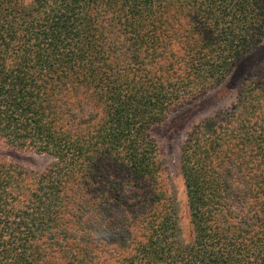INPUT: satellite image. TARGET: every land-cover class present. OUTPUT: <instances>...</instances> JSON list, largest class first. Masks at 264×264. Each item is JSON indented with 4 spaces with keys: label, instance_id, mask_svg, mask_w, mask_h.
Masks as SVG:
<instances>
[{
    "label": "trees",
    "instance_id": "trees-1",
    "mask_svg": "<svg viewBox=\"0 0 264 264\" xmlns=\"http://www.w3.org/2000/svg\"><path fill=\"white\" fill-rule=\"evenodd\" d=\"M263 41L264 0H0V143L51 160L0 159V264H264V80L187 133V231L150 130Z\"/></svg>",
    "mask_w": 264,
    "mask_h": 264
},
{
    "label": "rangeland",
    "instance_id": "rangeland-1",
    "mask_svg": "<svg viewBox=\"0 0 264 264\" xmlns=\"http://www.w3.org/2000/svg\"><path fill=\"white\" fill-rule=\"evenodd\" d=\"M22 2L28 5L31 0ZM263 80L264 41L245 52L223 82L216 83L207 93L182 103L167 114L161 123L151 127V136L156 142L168 174V184L175 198L177 221L182 230L187 231L188 221L185 215L184 186L179 173V159L187 133L203 120L225 119L234 108H240L243 89L252 83L258 85ZM0 159L11 161L33 172H41L51 164V160L45 156L14 151L1 143ZM133 191L134 189L130 188L127 195Z\"/></svg>",
    "mask_w": 264,
    "mask_h": 264
}]
</instances>
